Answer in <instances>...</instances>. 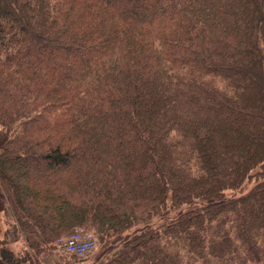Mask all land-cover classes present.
I'll return each mask as SVG.
<instances>
[{
    "label": "trees",
    "instance_id": "1",
    "mask_svg": "<svg viewBox=\"0 0 264 264\" xmlns=\"http://www.w3.org/2000/svg\"><path fill=\"white\" fill-rule=\"evenodd\" d=\"M0 192V264H264V0H0Z\"/></svg>",
    "mask_w": 264,
    "mask_h": 264
},
{
    "label": "rangeland",
    "instance_id": "2",
    "mask_svg": "<svg viewBox=\"0 0 264 264\" xmlns=\"http://www.w3.org/2000/svg\"><path fill=\"white\" fill-rule=\"evenodd\" d=\"M3 195L0 192V204L3 205ZM75 231H81L88 234L93 233L88 230L79 229ZM0 241L5 243L13 252H19L25 247V241L21 233L19 232L17 226L14 222L8 219L7 216H4L3 212L0 211ZM55 249H52L51 252L45 257V264H58L59 262L63 264L71 260L73 264H93V258L99 253V244L97 242L96 248L91 252H88L82 256H74L65 254L59 249V247L53 244ZM148 254V252H145Z\"/></svg>",
    "mask_w": 264,
    "mask_h": 264
},
{
    "label": "built area",
    "instance_id": "3",
    "mask_svg": "<svg viewBox=\"0 0 264 264\" xmlns=\"http://www.w3.org/2000/svg\"><path fill=\"white\" fill-rule=\"evenodd\" d=\"M53 244L62 252L74 256H82L96 248L95 238L81 231H75L67 238L58 239Z\"/></svg>",
    "mask_w": 264,
    "mask_h": 264
}]
</instances>
